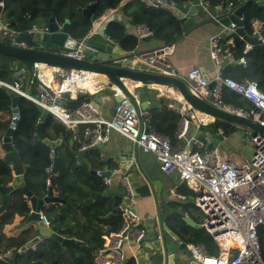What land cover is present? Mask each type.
<instances>
[{"label":"built area","instance_id":"built-area-1","mask_svg":"<svg viewBox=\"0 0 264 264\" xmlns=\"http://www.w3.org/2000/svg\"><path fill=\"white\" fill-rule=\"evenodd\" d=\"M145 5L156 9H165L177 12V18L189 16V11L196 6L200 11L209 14L212 7L208 0H141ZM237 5L229 2L223 17H229L234 13ZM222 16L212 15L215 22H220ZM244 18L239 17L242 22ZM252 27L251 37L260 40L264 46V26L258 19L250 20ZM242 27V26H241ZM238 26L230 21L223 25L221 33L213 35L209 40L210 58L215 66L216 75L213 80H206L199 68H193L186 74H179L171 65L168 56L174 51V44H163L158 48L145 53H132L120 61V65L133 69L145 70L151 73L176 77L184 80L192 94L207 100L211 105L225 112L237 114L251 119L264 127V92L258 88L253 80L237 81L231 77L222 75L227 64L238 62L246 64V54L253 49V45L245 42L243 55L235 59L232 53L234 36L237 34ZM47 26H33V30L47 31ZM105 26L91 29V31L78 40L75 50L61 51L75 60L84 58V46L93 35L100 34L104 39L112 42L110 34L106 32ZM138 40L152 35V30L146 25L135 26ZM2 37L10 38L18 31L9 25H1ZM227 37V38H226ZM240 37V36H239ZM224 38H226L224 40ZM241 38V37H240ZM51 68L52 76L57 78L46 82L42 74L43 68ZM34 77L38 80L37 93L32 95L25 90L20 81H9L0 78V88L17 95L20 99L39 104L48 109L50 115L68 128L80 124H92L90 134L87 132L88 141L83 149L92 148L98 142L109 140L111 132H117L129 139L134 146L144 154L151 155L158 169L164 174L176 173L180 184L185 185L192 191L191 199L195 208L201 213V227L215 241L219 253L210 255L202 244H187L195 261L199 264H264V133H254L247 128L245 133L250 137L251 157L249 160L234 163L227 157L219 155L215 148H208L210 139L196 136L190 133L191 120L195 109L183 99L180 93L169 85H158L159 93L165 96L176 97L177 102H168V107L177 111L180 115V126L175 136L184 142V147L174 149L171 139L157 132L151 126V113L142 110L123 93V91L112 85V95L120 97L113 114L109 118L99 117L97 104L92 98L101 90L106 88L97 80L94 72L51 67L46 64L33 63ZM57 76V77H56ZM213 82L212 88L209 84ZM91 83V84H88ZM226 87L252 105L250 110L233 106L222 98V88ZM78 90L88 94L90 102H83L74 110H69L61 105L62 96L65 93ZM139 105L138 95H133ZM194 120V119H193ZM197 118L195 128L206 125ZM217 134H224L222 128ZM135 157L129 158L127 170L119 176V185L123 188L127 204L122 211L123 220L119 228L110 233L101 247L95 251L96 264H121L127 253H134L146 245L148 230L144 226V219L133 209L135 189L131 182L129 169L134 164ZM95 174L101 178L105 186L112 183L111 176H106L101 170ZM171 194L178 200L188 198L178 192L176 187L170 189ZM43 224L50 227V220L40 213ZM160 239V235H156ZM133 250V251H132ZM12 250H8L0 258L5 262L11 260Z\"/></svg>","mask_w":264,"mask_h":264},{"label":"crops","instance_id":"crops-1","mask_svg":"<svg viewBox=\"0 0 264 264\" xmlns=\"http://www.w3.org/2000/svg\"><path fill=\"white\" fill-rule=\"evenodd\" d=\"M131 1L133 0H119L117 5L106 9L98 18L93 20L92 28H91L93 30L95 28L105 26L107 28L106 32L113 34L114 37H112L111 34L112 37L111 39L114 42V44L116 46H120L126 52L127 56L132 55V53L135 54L145 53L163 45L162 41L157 40L154 37H151L150 39L147 40L137 39L136 31H135V26L137 24H133L130 18L127 15H125L121 10L126 4H128ZM227 4L228 3L215 5L212 7H216V8L221 7L222 9L223 8L225 9ZM239 6L240 4L237 5L236 8H238ZM169 12L176 17L177 12L174 11L173 12L169 11ZM225 14H227L226 11L216 16L217 17L222 16L223 18ZM192 19H193L192 27L173 42L174 51L168 56V60L179 74L182 75L186 74L189 70L193 68H199V69L203 68L204 73L208 77V79L213 80V78L216 75V70L210 58L209 40L213 35L223 32V24L221 22H215L212 19L211 13L207 14L202 11L194 15ZM1 20L3 19L0 16V26L3 25L1 24ZM33 25L39 28L46 26V24L42 26L36 24ZM117 27L122 28L123 32L121 35H117L115 33V29ZM99 36L102 37L100 34H97L91 36L90 39H96V37ZM6 68H3L0 62V69L7 70L6 73H2V78H5V80H10V81H16V80L20 81L23 83L25 90L30 92L31 81L28 82L30 78L29 74L27 72L26 73L24 72L20 74L19 78L17 79L16 78L17 76H14L13 72L10 71L8 67ZM44 69L48 74L52 72L51 68H50L51 72L48 68L44 67ZM50 76L52 75L50 74ZM55 79L58 80L57 78ZM124 82L127 90H129V92L132 95H138L139 104L148 96H156L160 99V106L156 108H152L156 110L155 111L156 119L162 120L166 117L164 115L165 112L163 111V109L166 110L165 107L166 105H167V109L173 111L174 113L179 114L177 111L170 109L168 107V102L170 101L177 102V98L160 94L158 85H150V86L148 85L149 86L147 87L148 91H145L146 87L143 86V88L145 89H141L139 91L138 88L142 87L139 83L131 80H124ZM112 89L113 87L104 88L103 90H101L103 92L102 96L100 97L101 102L96 103L99 110L98 116L101 118L111 117L114 108L117 104L115 100L116 96L112 95L113 93ZM78 92H79L78 90H73L68 93H70V98L74 99L76 98ZM12 94L13 93H11V95ZM22 103L23 101L19 98L17 102L19 116L17 121L13 125L14 132L12 135V142L19 154L22 164L30 168L28 171H30L31 169L43 168L46 171V173L49 174V176L54 175L56 179L60 177V173H61L60 170H62L63 167H68V174L70 176L68 180L65 181V183L67 186L72 188V191L69 196L65 197V199L66 202L69 204V206H65V205L61 206V208L64 209L65 217L63 222L57 223L56 226H58L59 229H61L62 231H70V232L76 230L77 227L79 228V230H82V227H85V230H83V233L80 234V237L71 236V235L67 236L65 234H61L64 237L67 236L69 238H73L76 241L74 245L72 244L73 246L72 245L70 246L71 248L69 247V251H66V248L63 247V250L69 253V255H67V258L69 259V261H71L70 264H96L94 257L95 251L97 250L95 249L96 244L100 240V238L103 239V243H104L106 237L111 233L106 231L105 228H102L100 230V226L99 224H97V222L103 223L108 221L113 216H115L118 210L122 212L124 207L126 206L127 199L124 194L123 188L119 185V176L122 172L127 170L129 158L131 156L135 157V161L128 172L137 195L133 201V209L141 218L144 219V226L148 230L149 236L147 237L146 241H144V243L146 242V245L148 244L147 243L148 239L154 237L159 233L158 228L154 226L157 203H158L157 206L159 212L166 213L167 217L176 211L181 212L183 215L190 216L188 212L187 213L182 212L183 210L181 209V207L182 205L191 204L189 209L193 211L192 212L193 216L199 218V220L202 221L201 213L197 209L194 210L193 208L194 204H193V200L191 199L192 194L191 195L185 194L186 196H188V198H186L185 200H178L171 194L170 192L171 188L176 187L178 190L180 186L183 185L180 184L178 180V175L176 173H170V174L162 173L158 169L151 155L142 153L134 146V144L129 139L121 136L117 132H111L108 141L100 143L98 145L95 144L94 147L89 148V150L85 154H83L81 158H79L78 155L73 152L83 149L84 144H86L88 141V137L86 136V133L88 132L90 134V130L93 128V125L80 124L73 128H68L65 125L63 126L61 122H59L52 115H50L48 118L51 117L58 125L63 126V128L65 129L64 133L57 132L54 127L52 126L45 127V123L43 125V131L45 133V136H47L52 140H56V139L60 140V143L58 145V168L56 172H53L52 171L53 154L50 148H48L46 145L42 144L41 142H37L36 132L34 131L32 134H30L27 140L24 139L25 134L23 130H24V122L27 113ZM9 105L10 103L7 106ZM61 105H62V101H61ZM6 107L0 110V132L6 130V128L12 123L11 121L12 113L11 111L6 110L5 109ZM193 114L194 117L191 120L190 133L198 136L197 135L198 129L195 128V121L197 120V118L204 117V119L207 120V124L210 122L211 119L206 114L199 113L196 110L193 111ZM7 121H9L8 126H6ZM179 126H180V119L178 121V126L176 131L178 130ZM68 132H70L71 134L69 135ZM219 136L220 134H217V137ZM202 137H206V136H202ZM178 141H182V140L178 139ZM182 143L184 142L182 141ZM210 143L213 145L212 148H215L220 156L227 157L234 163L241 162L242 159L240 158L238 160H233V156H236L235 154H239V153H235L231 149L229 152L225 150H219L216 145V138L211 137ZM174 147L175 149H181V144H175ZM2 154L3 152L0 151V156ZM97 170H101L106 176H111L112 183L110 186H105L102 183L101 178L95 174ZM28 174L29 176H31L29 178L32 177L35 178L36 173H28ZM145 177H148L150 181H156V184H154L152 187L154 193L160 191V198L156 199L157 203L152 198L151 190L148 185V182H146ZM31 181H32V188L35 191L36 190L38 191L37 186L34 184L35 181L33 180ZM50 183L51 182L48 179L46 181V185ZM102 185L104 186V189L101 191L100 189ZM83 186L88 188L90 192H94L96 194H100L101 192H105L106 190H110L111 194L105 196L99 195L97 198L93 199L90 193L86 191L83 188ZM61 188L63 189L64 187L62 186ZM144 188L148 191V195L140 196L139 191ZM58 190L60 189H58V185H57V187L54 188V193L58 194L59 192ZM178 192L180 191L178 190ZM114 196L121 197L116 207L113 206ZM102 197L105 198L102 199ZM101 202L103 203L105 202L106 204L109 202L111 205L110 209L105 214L96 213L94 215V221L90 222V219H88V217L85 216L86 208L88 206H99ZM161 203H163L164 205H161ZM14 205L12 206L14 207ZM83 205H85L84 210L82 209ZM14 208L11 209L9 208L5 210L12 214V219H11L12 221L9 224L5 225L3 232L7 238H16V237L24 236L29 240L30 238L36 235V232L34 230H29L27 232H24V229L27 226H29V225H25L24 222L30 210L27 209L26 213H24L23 215L22 213H19L16 208L15 209ZM169 208L171 209V213L167 214V209ZM49 209H51L50 206L43 207L41 213H44L45 215L48 216L50 215ZM109 212H112V216L109 218H104V216ZM192 220L196 222L193 218ZM197 224H201V222ZM30 226H34V224H30ZM50 228L52 229V225H50ZM84 232H85V236H84ZM146 245L141 249H136L135 251L132 250L134 253H132L131 251L130 253H127L124 258L125 260L121 264H126L128 260H132L134 264H152L149 259L148 253L145 250ZM36 246L37 245H35L33 248H35ZM10 250L14 252V248H11ZM68 259L64 261L65 262L64 264H67L66 261ZM18 263L20 264L19 260Z\"/></svg>","mask_w":264,"mask_h":264},{"label":"water","instance_id":"water-1","mask_svg":"<svg viewBox=\"0 0 264 264\" xmlns=\"http://www.w3.org/2000/svg\"><path fill=\"white\" fill-rule=\"evenodd\" d=\"M255 2L257 5L264 6V0H238L237 3L240 4L234 13L229 17H223L220 22L223 25H228L230 21L235 22L238 26L237 34L247 43L253 45L254 47L259 45L261 42L256 37L248 36L244 33L239 17L242 15V10L246 2ZM193 4L196 0L192 1ZM95 0H90L88 4L82 9V14L85 18H90L94 11ZM3 0H0V16L2 13ZM226 10L221 7H210L209 12L212 15H220ZM200 13V10L193 6L189 11V16L180 18L182 23L183 32H187L193 25L192 17ZM27 25L24 30L18 31L15 36L10 38L0 37V57L4 58L8 69L13 71L14 76H19L22 73L29 74V81L34 77L33 63L46 64L51 67H61L67 69H78L89 72H94L97 74V80L103 84L106 88L115 85L120 88L124 94H126L131 101L137 106V108L149 110L160 106V99L156 96H148L138 105L133 97V95L127 90L124 80H131L139 83L142 88L143 86L149 87L150 85H169L175 88L180 95L186 100L197 112L206 114L210 116V122L218 119L223 120L237 126H243L245 128L251 129L254 133L260 132L264 133V127L260 126L258 123L251 119L245 118L243 116L225 112L219 108L211 105L207 100L195 96L189 90L188 84L176 77L163 76L155 73H151L145 70H133L120 65V61L127 57L126 52L120 47L116 46L114 43L107 41L102 37H96V39H88L85 43L83 52L84 58L81 60H75L71 57L62 54L61 51L75 50L78 46V40L71 37L69 32V21L65 20L63 23H58L55 21L54 17H50L46 26L47 31L33 30V24L30 19L26 20ZM1 24H7L6 20H1ZM227 31L221 33L224 37ZM152 35L142 38V40L150 39ZM203 77L208 80L205 75L203 68H200ZM6 69H0V78H2V73H6ZM147 85V86H146ZM149 85V86H148ZM213 82L209 84V88H212ZM103 92H98L92 100L95 103H100ZM10 96V105L5 109L11 111L12 113V123L6 128V130L0 132V151L3 154L0 156V167L7 168L9 170V175L2 176L3 183L1 184V191L3 196L0 204V215L7 209L19 202L21 197L26 199L27 206L30 210L28 216L25 219L24 224L29 225L24 229V232L29 230H34L36 235L29 240H27L23 245L17 248L13 252L12 261L14 264L18 263V257L20 254L25 252L29 248H33L36 244L43 242L48 238H53L61 243L66 251H69V247L76 243L73 238L64 237L57 232L53 231L50 227L43 224L40 219V213L43 207H55L59 208L62 205L69 206V204L61 198L57 193H54V187L52 184L45 185L42 194L34 193L26 184V173L30 169L28 166L23 165L17 150L12 142V135L14 132L13 125L18 119L19 110L17 102L19 97L8 91ZM118 103L120 97L115 98ZM91 98L86 97L84 102H90ZM35 108L39 114L38 120L35 124L36 140L41 142L50 148L53 154V172L57 171L58 168V145L60 143L59 139L52 140L45 136L43 131V125L50 113L47 108L35 104ZM209 122V123H210ZM204 140L203 137H201ZM100 142L97 143V145ZM88 149H82L79 151H74L79 158L85 154ZM146 182L151 190V195L154 201L160 198V191L154 193L153 185L156 181H150L148 177H145ZM83 188L88 191L93 199L100 196L110 195L111 191L106 190L100 194L90 192V190L83 186ZM135 192V198H136ZM139 197V196H138ZM113 206L116 207L121 197L114 196ZM157 203V201H156ZM158 205V203H157ZM156 205L154 226L158 228L160 239H157L156 235L147 241L145 247L148 253L149 259L152 264H199L195 261L190 250L187 248V243L183 241L180 236L168 225L166 213H160L158 206ZM161 205H164L161 203ZM171 213V209H167V214ZM178 213V211L174 212ZM112 216V212H109L104 216V218H109ZM182 220L186 225L199 229L200 224H197L188 215H183ZM34 224V226H30Z\"/></svg>","mask_w":264,"mask_h":264},{"label":"trees","instance_id":"trees-1","mask_svg":"<svg viewBox=\"0 0 264 264\" xmlns=\"http://www.w3.org/2000/svg\"><path fill=\"white\" fill-rule=\"evenodd\" d=\"M193 1V0H192ZM211 6L220 5L232 2L235 5H239L237 3L238 0H208ZM90 0H3V7L1 17L3 20H6L8 25L17 30L22 31L25 29L27 25V18L30 19L32 24L40 25L41 21H43V25L47 24L50 17H54L55 21L58 23H63L65 20L69 21V32L72 38L81 39L86 36L92 28V21L98 18L106 9L114 7L118 4L119 0H95L94 11L92 16L88 19L85 18L82 14V9L88 4ZM122 12L127 15L133 24H144L149 29L152 30V37L157 40L163 42V44L173 43L176 39H178L184 32L182 29V23L178 18L172 15L169 11L163 9H155L152 7H147L140 0H133L126 4L122 9ZM244 20L241 22L242 29L244 33L248 36H251L252 27L250 24V20L258 19L262 22L264 26V6L257 5L255 2H248L244 5L241 15ZM123 32L121 27H117L115 29V33L117 35H121ZM111 34L112 33H108ZM112 37L113 34H112ZM111 37V38H112ZM227 38V37H226ZM224 38V40L226 39ZM245 48V41L239 36H234V46L232 47V53L235 59H238L241 55H243ZM0 62L3 68L8 67L6 65L4 58L0 57ZM7 69V68H6ZM13 72V71H12ZM223 76L231 77L237 81H242L245 79L253 80L257 83L258 88L264 92V46L257 45L253 47V49L246 54V64L242 65L238 62H233L231 64H227L222 72ZM17 79L19 76L16 77ZM5 79V78H3ZM10 81V80H9ZM38 84V80L33 77L30 84V94H36V86ZM145 88H138L140 91ZM145 91H148L145 89ZM89 97L88 94H84L79 91L76 98H70V93H65L62 96V106L66 107L69 110H74L78 106H80L84 99ZM222 98L231 103L233 106L241 107L246 110H250L252 105L247 102L243 97L235 93L234 91L223 87L222 88ZM22 105L26 110L27 116L24 122V139H28L29 135L32 134L35 129L36 121L39 117V114L35 108V104L26 100H23ZM10 103V97L7 94V90L5 88H0V110L4 109ZM165 118L162 120L156 119L155 109L149 110L151 113L150 124L154 127V129L168 136L171 139L172 147L175 149V144H181V148L184 147V143L182 141H178V138L175 136V131L178 126V121L180 119V115L174 113L167 109V105L165 106ZM9 121L6 122V126H8ZM61 124V123H60ZM231 123H228L223 120H214L206 125L200 126L198 128V137L206 136L208 139L216 138L217 132L219 128H222L224 132L228 130V126ZM63 125V124H62ZM52 126L55 128L57 132H65L63 126L58 125L51 117L47 119L45 122V127ZM227 133V132H226ZM70 135L71 133L68 132ZM212 144L210 143L208 148H212ZM60 177L58 179L55 176H49L48 173L43 168L31 169L26 173V184H28L29 188L36 193V191L32 188V181H35V185L38 188L36 194H42L43 188L46 185V181L49 179L52 186L55 188L58 185V195L63 198L65 201V197L69 196L72 188L67 186L65 181L68 180V167H63L60 170ZM28 173H36L35 178H29ZM9 170L7 168L0 167V186L3 183L2 176L9 175ZM64 187L63 189L61 187ZM104 189V186H101V191ZM181 193L191 195L192 191L188 189L185 185H181L178 189ZM140 196L148 195V191L144 188L139 191ZM3 196V192L0 187V204ZM108 197V196H107ZM105 197H102V199ZM191 204L182 205V212H188L190 217H192L197 223L201 221L199 218L193 216V211L190 208ZM110 203L107 204L101 202L99 206H88L86 208L85 216L88 217L91 221H94V215L96 213L105 214L110 209ZM14 207L18 210L19 213H26L28 206L25 202L24 198H21L18 203L14 205ZM13 206L7 207V209L14 208ZM14 208V209H15ZM49 209L50 215H46L50 218V225H52V230L56 231L58 234H65L67 236H78L83 233L85 227H82V230H79L77 227L74 231H62L56 226L57 223H62L64 220V209L61 207L53 208V206ZM194 210L196 209L193 206ZM82 209H85V205H83ZM84 211V212H85ZM183 214L181 212L173 213L167 217L168 225L170 228L174 229V231L180 236V238L187 242L188 244H202L210 255H218L219 249L212 239V237L201 227L199 229L192 228L185 224L182 220ZM12 214L8 211L3 212L0 215V255L5 253L6 251L14 248V251L23 245L28 239L24 236L16 237V238H7L3 232L5 225L9 224L12 220ZM123 220L122 212L117 211L115 216L109 219L106 222H97L100 226V230L105 228L108 232H115L121 222ZM89 221V220H88ZM88 222V223H90ZM100 235V234H99ZM66 236V237H67ZM85 236V232H84ZM261 241H264V234L261 235ZM35 248H29L25 252L19 255L18 260L20 264H64L65 260L68 259L67 255L69 253L63 250V246L60 242L53 238H48L43 242L36 244ZM74 245V244H73ZM72 245V246H73ZM103 245V239L97 242L95 249H98ZM77 246V245H76ZM71 248V247H70ZM94 249V250H95ZM95 257V256H94ZM94 260V259H93ZM67 264L71 263L69 259L66 261ZM94 263V262H93ZM0 264H14L12 260L5 262L0 258ZM126 264H134L132 260H128Z\"/></svg>","mask_w":264,"mask_h":264},{"label":"rangeland","instance_id":"rangeland-1","mask_svg":"<svg viewBox=\"0 0 264 264\" xmlns=\"http://www.w3.org/2000/svg\"><path fill=\"white\" fill-rule=\"evenodd\" d=\"M42 26L43 21L40 22ZM0 37L2 34L0 32ZM247 128L243 126H237L230 124L228 130L223 135L216 137V145L219 150L234 151L236 156H233V160L242 159L241 161L249 160L251 157V145L249 144V136L245 133ZM2 255V254H1Z\"/></svg>","mask_w":264,"mask_h":264},{"label":"bare ground","instance_id":"bare-ground-1","mask_svg":"<svg viewBox=\"0 0 264 264\" xmlns=\"http://www.w3.org/2000/svg\"><path fill=\"white\" fill-rule=\"evenodd\" d=\"M50 72H51V70H50ZM42 74L44 75V77H45L46 81H48V83L51 82L52 80H55L54 84L57 82V80L54 79L53 76H50V74L52 75V73L48 74L44 68H43ZM88 84H91V83H88ZM198 118L201 119L203 122H207V120H205L204 117L203 118L202 117H198Z\"/></svg>","mask_w":264,"mask_h":264}]
</instances>
